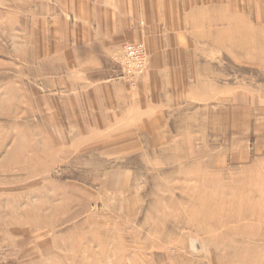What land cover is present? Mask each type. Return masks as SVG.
<instances>
[{
    "label": "rangeland",
    "instance_id": "obj_1",
    "mask_svg": "<svg viewBox=\"0 0 264 264\" xmlns=\"http://www.w3.org/2000/svg\"><path fill=\"white\" fill-rule=\"evenodd\" d=\"M77 3L0 0V264H264V0L152 70Z\"/></svg>",
    "mask_w": 264,
    "mask_h": 264
},
{
    "label": "crops",
    "instance_id": "obj_2",
    "mask_svg": "<svg viewBox=\"0 0 264 264\" xmlns=\"http://www.w3.org/2000/svg\"><path fill=\"white\" fill-rule=\"evenodd\" d=\"M80 1L76 6V17L79 24L92 33V42L86 38L85 42L77 43L78 50L84 49L83 56L92 59L94 64L99 63L98 57L106 63L111 48L115 51L123 43L144 41L149 46L151 70L152 66L157 69L165 62L164 45L159 43L162 34H169L168 38L172 39L175 34L179 38L184 33L224 32L230 18L245 15V0ZM150 38L157 43L151 44ZM86 48L94 51L85 53ZM103 64L99 63L100 67ZM122 87L120 83L116 86L118 90Z\"/></svg>",
    "mask_w": 264,
    "mask_h": 264
},
{
    "label": "built area",
    "instance_id": "obj_3",
    "mask_svg": "<svg viewBox=\"0 0 264 264\" xmlns=\"http://www.w3.org/2000/svg\"><path fill=\"white\" fill-rule=\"evenodd\" d=\"M123 54L127 60L131 62L135 68L142 67L146 62V56L141 45H126L123 47Z\"/></svg>",
    "mask_w": 264,
    "mask_h": 264
},
{
    "label": "bare ground",
    "instance_id": "obj_4",
    "mask_svg": "<svg viewBox=\"0 0 264 264\" xmlns=\"http://www.w3.org/2000/svg\"><path fill=\"white\" fill-rule=\"evenodd\" d=\"M204 200V199H203ZM206 213V211H204ZM213 212V211H212ZM248 242V241H247ZM95 263V262H94Z\"/></svg>",
    "mask_w": 264,
    "mask_h": 264
}]
</instances>
